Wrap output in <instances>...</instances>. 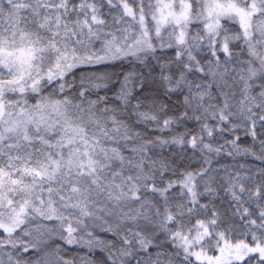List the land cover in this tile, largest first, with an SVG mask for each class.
Segmentation results:
<instances>
[{
  "label": "snow or ice",
  "instance_id": "6c2138e0",
  "mask_svg": "<svg viewBox=\"0 0 264 264\" xmlns=\"http://www.w3.org/2000/svg\"><path fill=\"white\" fill-rule=\"evenodd\" d=\"M0 264H264V0H0Z\"/></svg>",
  "mask_w": 264,
  "mask_h": 264
}]
</instances>
